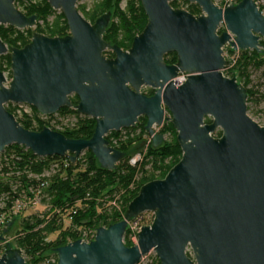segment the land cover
Here are the masks:
<instances>
[{
  "label": "water",
  "instance_id": "95a60500",
  "mask_svg": "<svg viewBox=\"0 0 264 264\" xmlns=\"http://www.w3.org/2000/svg\"><path fill=\"white\" fill-rule=\"evenodd\" d=\"M139 1L147 21L126 50L103 38L111 11L90 22L77 0H47L63 14L66 35L33 32L24 46L11 48L0 39L11 71L9 81L0 71V153L15 144L38 157L67 156L75 163L88 149L101 168L112 170L125 153L105 136L134 127L140 116L151 146L165 139L154 127L169 120L181 150L163 178L140 186L119 221L97 227L89 242L53 248L52 264H138L150 251L159 264H264V125L247 114V91L238 76L222 72L229 63L226 44L264 54V15L254 0H188L200 8L197 15L181 4L172 7L173 0ZM36 21L15 0H0V25L24 29ZM169 52L175 63L164 61ZM180 73L186 79L176 85ZM143 86L153 94L141 93ZM8 102L43 115L73 108L94 118L93 133L74 139L48 126L26 129L6 109ZM143 212L152 213V221L140 227L136 244L126 246L127 223ZM13 219L4 222L7 227ZM7 227L0 234V264H29L5 238Z\"/></svg>",
  "mask_w": 264,
  "mask_h": 264
},
{
  "label": "trees",
  "instance_id": "16d2710c",
  "mask_svg": "<svg viewBox=\"0 0 264 264\" xmlns=\"http://www.w3.org/2000/svg\"><path fill=\"white\" fill-rule=\"evenodd\" d=\"M186 5L185 10L193 15L200 14V8L194 4L189 3L188 0H182ZM121 0H98L94 3L93 7L86 10L84 6H79L77 9L83 15V17L93 22L96 17L106 11H111V21L108 25L103 38L113 44H117L123 49L130 47L132 38L140 33L144 28L147 18L141 7L139 0H127L125 6H120ZM171 6L178 8V1L173 0L170 2ZM15 5L24 14L37 16L35 27L17 29L9 25H0V39L8 46L22 47L29 42L31 34L33 32L42 33L44 35L64 36L68 33V27L66 20L61 12L55 13V10L50 8L47 0H15ZM53 15L51 20H48ZM32 29V30H31ZM221 29H219V32ZM264 45V40H261ZM229 51H232L231 49ZM107 56L112 55V52L105 51ZM164 61L167 64L175 63L176 55L174 52H169L164 55ZM253 66L257 69H261L260 72V87L254 88L250 86L251 80L248 73V68ZM232 70L226 73L227 76H238L240 82L247 91V103H263L264 104V54L256 52L254 50H239V57L235 61V64L231 67ZM0 71H7L8 76H11L10 71V54L6 53L0 55ZM236 71V73L234 72ZM237 78V77H236ZM73 103H77V97L71 98ZM6 109L14 114L15 118L21 126L30 130H40L43 126H48L53 130L61 132L63 135L74 139H88L93 133V127L95 120L92 117L78 114L73 108L63 107L57 114L67 115L73 114L77 117V120L72 126H64L62 129H55L49 125L47 120H42L39 117L36 109L31 106L32 115L23 113L17 115L15 113V107L8 102ZM50 115L48 118H51ZM210 118L206 117L205 122L209 123ZM145 124V117L140 118L135 127L127 130L139 129V132L135 135L127 137L125 140L119 142L116 148L123 151L125 156L122 160L118 161L116 167L112 170L103 169L98 164L95 157L90 150H85L80 161L71 167H69L63 176H53L47 186V193L50 196L49 204L54 207H58L61 211L68 212L72 208L76 207L77 212L73 217V222L79 226L97 227L99 224L108 226L114 222L119 221L128 205V203L137 195L140 186L148 181L154 179L163 178L167 171L179 160L181 155L180 147L175 139L176 132L168 120L161 126L159 133L167 134V138L158 147H153L150 144L146 147V152L143 157V162L137 165L129 163L127 153L133 143H138V147L143 146V137L146 134L143 126ZM118 132L111 131L105 137L107 140L111 136H116ZM220 131L214 132V136H219ZM13 149L18 155L21 156L20 160L12 159L9 162L10 170L7 166L3 168V171H12L13 181L18 179L16 183L21 185V188L13 189L11 183L0 181V196L6 195L7 202L6 207L1 210H7L12 202L19 198V192L24 191L27 185H35L36 180L28 178L26 171L39 174L43 171L44 165L52 157L38 158L32 154L29 149H24L23 146H17L15 144L9 145L4 149V152L9 149ZM3 154V153H2ZM57 156H53L56 158ZM37 160V161H34ZM81 164V165H80ZM146 164L151 165V170L147 172L144 169ZM18 176H16V172ZM23 172V173H22ZM139 175V177H138ZM132 188H129V186ZM122 192L120 197L121 211L118 212L113 206H108L106 210H100L101 202H97L98 197L109 196L112 198L113 193ZM88 194V197H87ZM87 197V198H86ZM82 207L79 210V205ZM109 210V212H108ZM44 215L43 218H35L34 215H29L21 219V231L22 234L15 240L16 246L23 250V252L30 257L31 260H27V263L34 264L40 260L41 253L45 250L52 251L53 248L66 244L64 233L60 232L58 237L51 241H45V235L51 232V225L55 221L46 222L49 213ZM54 215L56 214L55 211ZM99 212V213H98ZM108 212V213H107ZM48 220V219H47ZM44 224L41 227L39 225ZM10 227H7V231ZM46 234H45V233ZM72 240L77 239L75 232L69 234ZM123 241L126 246H131L132 242L129 240L127 233L123 236ZM39 255V256H38ZM56 256V255H55ZM57 258V257H56ZM155 264H159L158 259H155Z\"/></svg>",
  "mask_w": 264,
  "mask_h": 264
},
{
  "label": "rangeland",
  "instance_id": "374dc122",
  "mask_svg": "<svg viewBox=\"0 0 264 264\" xmlns=\"http://www.w3.org/2000/svg\"><path fill=\"white\" fill-rule=\"evenodd\" d=\"M98 0H77L76 3V7L78 8L79 6H84L86 10L90 9L91 7H93L94 3L97 2ZM127 0H121L120 6L123 8L125 6ZM178 4H181L182 6H184L186 8V5L182 2V0H177ZM261 10L264 11V6L261 7ZM79 11V10H78ZM60 11L55 10V13H59ZM80 12V11H79ZM53 18V15L50 16L48 18V20H51ZM34 27H32L33 29ZM31 29V30H32ZM221 30H223V25L220 27ZM230 49L228 48L226 51V54L224 55L226 58H232L234 56L235 61L238 59L239 57V52L236 54H234V51H229ZM105 54V53H104ZM235 64V62L229 66L226 67L223 71V73L227 76L226 73L230 72V70H232V66ZM236 73V71H234ZM260 72L261 69H257L253 66H250L248 68V73L250 75V86L253 85L254 88L257 89V87H260ZM5 76L7 77V81H9L10 77L8 76V72L4 71ZM262 88V87H260ZM144 90L143 88H141V91ZM13 107H15V113L19 116L22 115L23 113L27 114V115H32V109L30 105L27 104H20V105H13ZM247 114L249 115V117H251V119H253L256 123L260 124V125H264V104L263 103H255V101L253 100L252 102L247 103ZM167 116V115H166ZM31 117V116H30ZM44 119V118H41ZM49 122V125L54 127L55 129H62L64 126H72L75 121L77 120V117L73 114H67V115H62V114H57V115H53L51 118H47L46 119ZM165 123V122H164ZM161 126H155L154 129L156 132H158L160 130ZM138 128H136L135 130H127V129H121L120 131H118V134L116 136H111L115 139H122L125 140L127 137L135 135L138 133ZM110 137V138H111ZM165 139L167 138V134L164 135ZM146 138L143 137V140H145ZM146 147L147 145H143L141 147H138V143H133L132 146L129 148L128 153H127V158L130 164L132 165H137L143 162V157L144 154L146 152ZM6 148V147H5ZM3 153V154H2ZM17 153L11 148L9 150H6L4 152V150L0 153V181L3 182H9L11 183L12 187L14 190H16V188H21V185L19 183H16L18 179H15V181H13V173L12 171H3V168L7 167L11 170L12 166L9 167V162L10 160H12V156L16 155ZM83 154V153H82ZM82 154L80 155V158L78 161H82L81 157ZM139 156V158H138ZM135 158V159H134ZM134 159V160H133ZM122 160V159H121ZM76 164V163H75ZM74 164V165H75ZM81 164H83L81 162ZM80 164V165H81ZM7 166V167H6ZM144 169L149 172L151 170V165L150 164H146L144 166ZM20 171L16 172V176H18V173ZM23 173V172H22ZM26 173L27 176H30L31 178H36L38 177V175H34L33 173H28V172H24ZM34 175V176H33ZM139 177V175H138ZM129 188H132V186L130 185ZM44 195L39 196L38 200L35 202V204H28L27 206H30L27 209H17V208H10V214L7 217L9 220L12 219V217H14L12 224L9 226L10 228L8 229V231L4 234L5 238H7V240L15 247L16 243L15 240L18 238V236L20 234H22L21 231V219L24 217H27L29 215H34L35 218L41 219L44 217V215H46L49 210H57L60 209L56 206L52 207L49 202H50V196L48 195L47 191L44 190ZM122 192L120 191L119 193H113L112 194V198L109 199V196L105 194V196L103 197H98L97 198V202H101V207L100 210H106L108 209V206H113L115 210H117L118 212L121 211V207L120 204L121 202L119 200ZM20 195V199H24L26 197V191H20L19 192ZM7 197L6 195H1L0 196V214L4 213L5 211L1 210L2 208L6 207V202H7ZM32 200V198H31ZM20 201V200H19ZM21 203V202H20ZM13 204V202H12ZM77 204L79 205V210L82 207L81 203L77 202ZM17 209L16 212H14L13 210ZM52 211V213H49L47 216V219L53 220L54 219L52 217H55L56 214L54 215V212ZM109 212V210H108ZM107 212V213H108ZM99 213V212H98ZM62 215H60L59 221H54L53 224L51 225L52 230L49 233H45L46 237L45 240L46 241H51L54 240L56 237H58V235L60 234V232H65L64 233V237H65V241L67 240H72V238L69 237V234H72L76 229H78L77 231H83L86 230V232H89V234H91L93 232L94 235V231L97 227L99 226H104L102 223L99 224L97 227H86V226H79L76 223L73 222V220L70 222L68 220V218L66 217L67 215V211L66 212H62ZM152 213L150 212H143L138 220V225L139 227H141L142 225H149L152 221ZM11 217V218H10ZM46 219V220H47ZM71 223V224H70ZM44 224L39 225L38 227L43 226ZM7 227V225H6ZM6 229V228H5ZM3 232V231H2ZM76 232V231H75ZM92 239V238H91ZM135 243L132 242V245H134ZM4 251V243L0 242V255L2 254V252ZM41 255L43 257L40 258L39 263L38 264H46L47 261H52L55 260L56 256L53 253V251L50 250H45L43 253H41ZM39 256V255H38ZM155 259L156 256L154 254L153 251H150L149 253L145 254L144 256L141 257L140 261L138 264H155Z\"/></svg>",
  "mask_w": 264,
  "mask_h": 264
},
{
  "label": "built area",
  "instance_id": "2783aa9c",
  "mask_svg": "<svg viewBox=\"0 0 264 264\" xmlns=\"http://www.w3.org/2000/svg\"><path fill=\"white\" fill-rule=\"evenodd\" d=\"M239 1L240 0H213V2L216 3V4H230V3H235V2H239ZM254 2L257 5V7L259 8V10L262 12V14L264 15V11L261 10V7L264 6V0H254ZM228 48L229 49H232L227 44L223 47V55L226 54V51H227ZM233 51H234V54H235V52H236V54L239 52V50H233ZM226 59L229 62L226 67L231 66L235 62L234 56L232 58H228L227 57ZM225 68L222 69V72L224 71ZM185 79H186V74L185 73H180L173 80H176L175 81V84L178 85V84H181L182 82H184ZM11 104L12 105H20V104H15V103H11ZM38 114H39V117L40 118H44L42 120H46L50 116V115H43V114H40V113H38ZM52 115H57V113H54ZM166 115H167V117L170 116L168 112H165V116ZM137 131L139 132V129ZM144 137L146 138L145 139L146 144H149L150 141H151V137L148 134H145ZM108 141L110 143H112L113 147H115L117 144H119L120 141H122V139H118L117 140V139L111 137ZM24 149L26 150L27 148H24ZM80 155L78 156V158L75 161V163H77V161L79 160ZM36 157H38V156H36ZM20 158H21V156L18 155V154L12 156V159H15L17 161L20 160ZM38 158H44V157H38ZM138 158H139V156H138ZM34 161H37V160H34ZM75 163H71V161L68 159L67 156H61V157L57 156L56 158H53L52 157L48 162H46V164L44 165V169H43V171L41 173H39V174L33 173L34 175H38V177L33 178V179L36 180V184L35 185H27V188L25 190L26 191V197L24 199H20V197L17 198V199H15L13 201V204H11V206L4 213L0 214V234H2V228L3 227L6 228V225L7 224L4 223V222H7V220H9L7 217L10 214V208L12 209L14 207V208H17V209H19V208L20 209H27V208L30 207V206H27L29 203L30 204H35V202L38 200L39 196H42V195L45 194L44 193V190L46 191L47 186H48V183L50 182L51 178H53V176H56V175L57 176H63L64 173L66 172V170L69 167L73 166ZM26 172L32 173V172H29V171H26ZM27 177L28 178H31L30 176H27ZM87 197H88V194H87ZM31 198H32V200H31ZM17 209H15L13 211L16 212ZM55 212H56L55 221H59V218L58 217L60 215H62L61 214L62 211H61V209H57V210H55ZM76 212H77V208L76 207L72 208L71 210H69L67 212L66 217L68 218V220L70 222L73 220V217L76 214ZM140 215H138V216H136V217H134V218H132V219H130L128 221L127 228H126V232H125V233H127V236L129 238V240L131 242L135 243V244L137 242V235H136V233L140 230V227L138 225V220H139ZM49 220L50 219L46 220V222H48ZM77 230L78 229L75 230L76 232L74 231L76 233V235H77V239H81V240H84L86 242H89L90 240H92L94 238V235H95V232H96V229H95L94 235H93V232L91 234H89L90 231L89 232H86V230H83V231H77ZM71 241H73V240H67L66 243L71 242ZM21 252H22V256H23V258L25 259L26 262H27V260H31L30 257L27 256L23 252V250H21ZM56 260H57V258H55V260H52V261H47L46 264L55 263ZM38 263H39V261H37L34 264H38Z\"/></svg>",
  "mask_w": 264,
  "mask_h": 264
},
{
  "label": "flooded vegetation",
  "instance_id": "af4514ba",
  "mask_svg": "<svg viewBox=\"0 0 264 264\" xmlns=\"http://www.w3.org/2000/svg\"><path fill=\"white\" fill-rule=\"evenodd\" d=\"M113 44V43H112ZM121 48V47H120ZM121 49H123V48H121ZM128 49V48H127ZM123 50H126V49H123ZM107 51H109V50H107ZM111 52V51H110ZM106 55V54H105ZM107 56V55H106ZM114 55H113V53H112V55H110V56H107V57H109V58H112ZM141 88H143L144 90H142L141 91V89H140V91H141V93H143V94H145V95H147V96H149V95H152L153 94V92H154V89L153 88H151V87H148V86H143V87H141ZM72 97H74V96H71L70 97V99L72 98ZM77 101H78V99H77ZM72 102V101H71ZM73 103V102H72ZM73 104H76V103H73ZM59 111V110H58ZM57 111V112H58ZM56 112V113H57ZM52 115V114H51ZM142 117H144V116H140L138 119L140 120V118H142ZM139 122V121H138ZM137 125V124H136ZM135 125V126H136ZM134 126V127H135ZM130 128H132V127H130ZM127 129H129V128H127ZM155 130V129H154ZM145 131V130H144ZM110 133V132H109ZM145 133L147 134V132L145 131ZM106 138V137H105ZM110 139V138H109ZM144 142H145V144H144ZM143 145H148V144H146V141L144 140L143 142ZM150 144V143H149ZM115 148V147H114ZM84 152V151H83ZM83 152H81V153H83Z\"/></svg>",
  "mask_w": 264,
  "mask_h": 264
}]
</instances>
